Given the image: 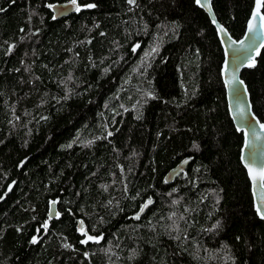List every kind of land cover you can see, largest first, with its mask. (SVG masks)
Wrapping results in <instances>:
<instances>
[{"label":"trees","instance_id":"16d2710c","mask_svg":"<svg viewBox=\"0 0 264 264\" xmlns=\"http://www.w3.org/2000/svg\"><path fill=\"white\" fill-rule=\"evenodd\" d=\"M63 1L0 0V264H264L205 11L77 0L78 13L54 20L46 4ZM254 5L212 0L234 39ZM241 77L264 122V45ZM78 218L98 240L81 242Z\"/></svg>","mask_w":264,"mask_h":264},{"label":"water","instance_id":"95a60500","mask_svg":"<svg viewBox=\"0 0 264 264\" xmlns=\"http://www.w3.org/2000/svg\"><path fill=\"white\" fill-rule=\"evenodd\" d=\"M77 3L81 8L78 1ZM49 5L52 7H49ZM196 5L205 11L211 22L213 17L217 21L216 24H212L216 28L224 51V61L222 64L221 74L224 82L227 108L235 128L243 135V142L240 150V161L246 170L247 177L250 182L253 207L256 211L258 205L264 207V188H261L258 182L253 181L249 172V166H251L253 174H255L259 169L264 168V128L260 127V125L264 124V122H262L253 111L250 94L247 85L241 77V73L245 68L248 67V64L252 59L256 60L258 56L257 53H259L260 49L264 45V35H256L255 33L248 32L247 22L243 36L239 39H234L228 30L223 26V24H221L216 18L212 8V0H210L211 10H209L208 7H202L197 3ZM255 7L256 4L254 5L252 12ZM46 8L51 12L52 18L55 17V19L67 17L73 13L79 12L76 11V6L73 5L70 0L47 3ZM260 12L261 15H264L261 9ZM256 24L258 29L259 18H257ZM218 25L223 26V28L226 29V32H220L218 30ZM241 40L244 41L243 46L238 43ZM225 61L228 62V68L226 72L224 71ZM233 77L236 78V81L242 80L244 82L243 85H239L235 82L228 83V81H232ZM190 160L191 159L189 157H185L173 167L169 168L163 176L164 182L168 184L174 182V180L187 168ZM53 201H55L54 205L52 203ZM147 202L148 201L144 202L140 209ZM150 205L151 204H149L148 207H150ZM147 208H145L143 212H140L139 209V216L144 214ZM56 213H58L57 200H52L49 202L47 213L48 220L51 221L57 218L58 215H56ZM258 216L260 217L259 214ZM262 220L264 222V219ZM76 229L81 236L86 238L89 236L85 222L81 218L76 220Z\"/></svg>","mask_w":264,"mask_h":264},{"label":"snow or ice","instance_id":"6c2138e0","mask_svg":"<svg viewBox=\"0 0 264 264\" xmlns=\"http://www.w3.org/2000/svg\"><path fill=\"white\" fill-rule=\"evenodd\" d=\"M70 2L76 6V11H79L80 10V7L77 3V0H70ZM135 0H129V3H134ZM195 2L198 4V5H201L202 7H208L209 10H211V7H210V0H195ZM49 7H52L51 5H49ZM87 7L91 8V7H95V5L93 4H89L87 5ZM264 7V0H256V7L255 9L253 10L252 14H251V18L249 19L248 21V32L250 33H255L256 35H264V15H261V12H260V9ZM0 11H2V9H0ZM257 18H259V28L257 29V24H256V20ZM53 19H55V17H53ZM212 23L216 24L217 21L215 20V18L213 17L212 19ZM218 30L220 32H226V29L223 28V26L221 25H218ZM254 39V38H253ZM236 43V42H234ZM241 46L244 45V41L241 40L238 42ZM137 47H139V45H137ZM135 50V49H134ZM153 52L156 51V49L154 48L152 50ZM259 54V53H257ZM255 66V60L252 59L251 62L248 64V67H253ZM227 68H228V62L225 61V65H224V71L226 72L227 71ZM238 83L239 85H243V81L242 80H239V81H236V78L233 77L232 81H228V83ZM261 128H264V124H261L260 125ZM111 134V133H110ZM195 147V146H194ZM186 163V161H185ZM249 172H250V175L252 176V179L254 182H258L260 184V187L261 188H264V168H261L259 169L255 174H253V170L251 168V166H249ZM9 190H11V186H9ZM4 197L0 196V199H3ZM53 205L55 204V201L52 202ZM152 201L149 200L146 204H144L142 206V208L140 209V212H143L145 208L148 207L149 204H151ZM256 211L257 213L260 215V218L261 219H264V207H261V206H257L256 208ZM56 215H59V213H56ZM139 215L140 213H137V216L136 218L139 219ZM43 228L46 230L48 228V223L45 222L44 225H43ZM83 231V229H82ZM86 235V233H85ZM99 238L97 237H93V236H87V239L84 240V241H81L82 243H87L88 241H92V240H98ZM32 243H37V237H33L32 238ZM67 246V245H66Z\"/></svg>","mask_w":264,"mask_h":264},{"label":"rangeland","instance_id":"374dc122","mask_svg":"<svg viewBox=\"0 0 264 264\" xmlns=\"http://www.w3.org/2000/svg\"><path fill=\"white\" fill-rule=\"evenodd\" d=\"M255 4H256V1H255Z\"/></svg>","mask_w":264,"mask_h":264}]
</instances>
